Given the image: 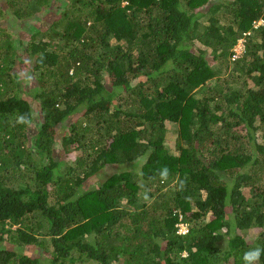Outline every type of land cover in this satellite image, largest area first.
Masks as SVG:
<instances>
[{"label": "trees", "instance_id": "trees-1", "mask_svg": "<svg viewBox=\"0 0 264 264\" xmlns=\"http://www.w3.org/2000/svg\"><path fill=\"white\" fill-rule=\"evenodd\" d=\"M8 1L0 264H264V0Z\"/></svg>", "mask_w": 264, "mask_h": 264}, {"label": "rangeland", "instance_id": "rangeland-1", "mask_svg": "<svg viewBox=\"0 0 264 264\" xmlns=\"http://www.w3.org/2000/svg\"><path fill=\"white\" fill-rule=\"evenodd\" d=\"M54 7H55V5L53 4V5L51 6V8L48 9V10L46 11V13H49V19L47 20V22H45V21L43 20L42 15H41L40 13H38V12H37V13H33L28 19H25V18H24V20H25L26 22L32 21L33 24L36 26L35 29H34V30H36V31L39 30V29H42L43 31H46V30H47V31L49 32V25H50L51 22H52V19H51L52 16H51V13H50V12L53 11V10H55ZM13 8H14V6H11L8 0H0V9H1L2 13L6 14V12L11 11ZM28 24H29V23H28ZM30 36H31V35H29L28 38H29ZM39 39H40V37H39ZM244 42H245V41H244ZM244 49H245L244 44H238V45L236 46V48H235L236 53H237V55H236L237 57H234V58H238L239 55L244 54V53H245V50H244ZM18 68H19V64L16 63V64L14 65V71L16 72V71L18 70ZM221 78H222V76L219 77V79H221ZM218 82H219V80L216 78L215 80H213V81L211 82V84H216V83H218ZM198 92H200V91H198ZM198 96H199V95H198ZM35 124H37V123H35ZM37 125H38V124H37ZM175 138H176L175 133L170 132V133L168 134V140H169V142L174 141ZM69 163L72 164L71 161H70ZM112 169H114V167H109V168H108V172H110V170H112ZM98 176H99V178L106 177L105 174H103V172L100 173V174H98ZM249 235L252 236L251 232H249ZM227 244H228V240H224V241L222 242V245H223L224 247H227ZM251 247H252L251 244H247V246L245 247V249L250 250ZM251 249H252V248H251Z\"/></svg>", "mask_w": 264, "mask_h": 264}, {"label": "clouds", "instance_id": "clouds-1", "mask_svg": "<svg viewBox=\"0 0 264 264\" xmlns=\"http://www.w3.org/2000/svg\"><path fill=\"white\" fill-rule=\"evenodd\" d=\"M166 173H167V170L165 169V172L162 175H166ZM261 251L262 249L256 248L254 251H249L245 253L244 260L248 262V264H251L252 261L259 259Z\"/></svg>", "mask_w": 264, "mask_h": 264}]
</instances>
